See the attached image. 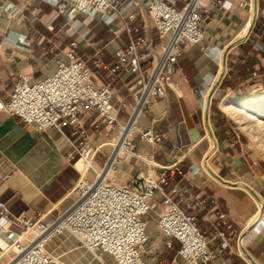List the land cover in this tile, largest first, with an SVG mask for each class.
I'll list each match as a JSON object with an SVG mask.
<instances>
[{
	"label": "crops",
	"instance_id": "obj_1",
	"mask_svg": "<svg viewBox=\"0 0 264 264\" xmlns=\"http://www.w3.org/2000/svg\"><path fill=\"white\" fill-rule=\"evenodd\" d=\"M128 1L118 0L119 6ZM132 1L137 2L140 9L130 4L123 17L127 19V14L132 13L133 19L126 20L127 24L139 30L131 32L130 36L142 35L145 23L148 46L158 54L166 37H157L145 14L143 0ZM179 5L176 1L175 6ZM210 8L211 19L201 26L203 40L192 53L185 51L177 57L165 97L150 101L137 118L139 127L151 128L164 138L151 145L134 133L130 140L135 153L159 165L176 162L178 169L185 172L184 176L176 172L167 174L164 189L177 187L174 200L182 210L195 215L197 226L214 249L221 242L219 237H213L212 228L218 213L226 215L235 233H243L258 213L259 205L244 185L253 189L264 202V161L251 153L243 136L216 104L232 93L264 90V0H225L221 7ZM56 11L42 0H0V100L8 99L19 73H26L31 81L47 76L54 68V58L62 56L72 40L76 41L77 54L92 68L94 82L111 87L114 103L131 99L127 88L135 74L118 72L111 76L103 65L94 68L90 60L98 52L103 64L112 62L115 51L129 41L124 25L116 20L106 26L96 18L87 20L78 14L73 26L79 22L82 25L70 34L71 20L65 12L54 18ZM252 11V22L243 30L247 20L251 21ZM84 29L88 32L83 36ZM223 57V73L210 95L206 118V98L221 70ZM147 68L148 64L142 62V69ZM124 118L125 113H120L121 121ZM84 128L94 145H103L115 138L106 125L95 131L84 120ZM79 141L68 126L62 129V134L53 128L38 131L23 124L18 117L0 111V156L5 161L3 170L9 172L7 179H0V203L10 215L32 219L41 215L42 220L48 222L72 204L71 189L81 173L74 164L77 154L72 145H78ZM69 155L73 158L69 159ZM96 160L93 165L99 169L101 161ZM205 163L228 183L213 177ZM190 165L197 167L198 172H189ZM146 166L135 157L119 163L115 182L125 183L130 176L143 173ZM86 176L91 178L93 172L87 170ZM155 201L158 207L146 216L149 220L146 246L153 254L148 263L185 264L177 256V240L172 239L170 247L163 244V237L154 224L160 207L158 194ZM219 230L224 232L230 249H225L215 259L216 263L224 259L229 264H254L247 253L256 264H264V230L256 236L248 233L240 237L230 234L223 225ZM7 240L6 234L0 235L1 244ZM236 248L243 255L238 254ZM47 249L60 255L64 264H93L94 257L66 234L52 238ZM0 261H5V255L0 256Z\"/></svg>",
	"mask_w": 264,
	"mask_h": 264
},
{
	"label": "built area",
	"instance_id": "obj_2",
	"mask_svg": "<svg viewBox=\"0 0 264 264\" xmlns=\"http://www.w3.org/2000/svg\"><path fill=\"white\" fill-rule=\"evenodd\" d=\"M42 1L56 8L54 18L65 12L71 20L70 34L82 25L79 22L73 26L78 14L87 20L96 18L106 26L116 20L124 25L129 41L115 51L112 62L103 64L98 52L90 60L94 68L103 65L111 76L118 72L133 73L135 79L127 88L131 99L114 103L111 87L94 82L92 68L75 50V40L69 42L62 56L54 58V68L47 76L31 81L29 75L19 73L8 99L0 100L1 112L18 117L23 124L38 131L53 128L62 134L64 127H70L71 133L80 138L78 145H72L77 154L74 164L80 159L93 162L102 147L108 146L110 151L103 155L105 159L99 169L87 168L93 172L91 178L84 172L80 173L71 189L74 195L72 204L48 222L42 220L41 215L34 219L12 216L0 203V235L6 234L8 239L3 245L0 243V256L13 251L0 264H64L60 255H54L47 249L52 238L64 234L74 237L100 264H149L153 254L146 246L149 241L146 216L158 207L155 201L157 194L160 207L154 224L163 237L164 246L170 247L172 239L177 240V256L185 264H218L215 259L225 249H230L219 226L223 225L233 235L241 236L242 233H235L226 215L218 213L212 228L213 237H219L221 242L214 249L210 248L204 232L196 224L195 215L182 210L174 200L177 187L173 186L168 191L164 189L168 182L167 174L176 172L184 176L185 172L178 169L176 162L159 165L135 153L130 137L137 133L140 140L151 145L164 138L151 128L139 127L137 118L150 101L165 97L177 57L185 51L192 53L201 43L204 36L201 26L211 19L210 7H221L225 0H143L145 14L157 37H166L158 54L148 46L145 23L142 24V35L130 36L131 32L139 29L127 24L133 19L132 13L127 14V19L123 15L130 4L140 9L135 1L129 0L121 6L118 0ZM176 1H179V6H175ZM87 32L88 29H84L83 36ZM142 62L148 64L146 71L142 69ZM122 112L125 113L124 121L120 119ZM84 120L95 131L101 125L108 126L114 132V140L94 145L84 128ZM131 157L145 162L146 170L130 176L123 184L109 182L118 164ZM72 158L69 155V159ZM4 162L0 156V179L3 180L9 176V172L3 170ZM188 171L197 173L198 168L190 165ZM262 210L264 208L259 206L258 213L246 228V234L256 236L264 230ZM236 250L243 255L241 250ZM220 264L229 263L223 259Z\"/></svg>",
	"mask_w": 264,
	"mask_h": 264
},
{
	"label": "bare ground",
	"instance_id": "obj_3",
	"mask_svg": "<svg viewBox=\"0 0 264 264\" xmlns=\"http://www.w3.org/2000/svg\"><path fill=\"white\" fill-rule=\"evenodd\" d=\"M253 19V11H252V16H251V21L247 20L245 25L243 26V30L248 26V24L252 22ZM249 24V26H250ZM249 28V27H248ZM247 30L245 33L241 36L243 37L246 34ZM223 63L221 62V70L219 74L216 77L215 82L213 83L212 87H215L222 75V69H223ZM212 87L209 91V95L206 98V106L208 103V98L211 95ZM261 92V91H260ZM220 108L231 118H233L235 121H238L242 128L245 129V131L248 133V135L251 137L255 145L258 147V149L262 150L261 145L262 141H260L259 134L255 129L254 126L260 122L259 114L262 115L264 114V92L262 93H250L249 95L241 97H234L227 95L225 96L221 102H220ZM205 106V108H206ZM254 111V112H250ZM249 125H247V124ZM251 127V128H250ZM259 129V128H258ZM210 134V132H209ZM211 138V136H210ZM261 142V143H260ZM212 143V140H211ZM212 146V145H211ZM76 166L78 170L84 172L83 174L86 175L87 168L90 166H93V162H89L88 160L85 159H80L77 163ZM111 173V172H110ZM259 205V204H258ZM3 244V243H2ZM13 254V251L9 250L7 251L5 255V260L7 257L11 256ZM1 262V261H0Z\"/></svg>",
	"mask_w": 264,
	"mask_h": 264
},
{
	"label": "rangeland",
	"instance_id": "obj_4",
	"mask_svg": "<svg viewBox=\"0 0 264 264\" xmlns=\"http://www.w3.org/2000/svg\"><path fill=\"white\" fill-rule=\"evenodd\" d=\"M240 35H242L241 34V32H240ZM261 91V92H260ZM262 92H264V90H259V91H253V92H249V93H241V94H236V93H232V94H230V96H234V97H243V96H246V95H249L250 93H262ZM227 96V95H226ZM225 97V96H224ZM223 97V98H224ZM222 98V99H223ZM221 99V100H222ZM220 102L221 101H216V104L218 105V104H220ZM219 107H220V105H219ZM221 109V108H220ZM222 110V109H221ZM223 111V110H222ZM224 112V111H223ZM251 113L252 112H254V111H250ZM227 115V114H226ZM227 117L229 118V120L230 121H232L233 122V124L235 125V127L238 129V131H239V133L243 136V138L245 139V141L247 142V144H248V147H249V149H250V151H251V153L257 158V159H259V160H262V161H264V146H262V150H260V149H258V147L255 145V143L253 142V140L251 139V137L248 135V133L245 131V129L244 128H242V126L240 125V123L238 122V121H235L233 118H231L229 115H227ZM259 119H260V122L259 123H257L255 126H254V128L255 129H253V130H256L257 132H258V136H259V138H260V141H262V143H261V145H264V114H262V115H260L259 114V117H258ZM245 124H247V123H245ZM247 125H249V124H247ZM251 128V127H250ZM259 128V129H258ZM102 151H103V154H101L102 153ZM110 151V147H108V146H106V148L105 149H100V152L94 157V159L96 158L97 160H96V162L97 163H100V161H101V165L103 164V162H104V156L103 155H106L108 152ZM93 159V160H94ZM75 160H77V157H75ZM100 160V161H99ZM81 172V174H82V171H80ZM115 173H116V171H115ZM115 173L112 175V177L109 179V182H115V179H114V175H115ZM86 176V175H85ZM50 245H51V243H50ZM50 252V251H49ZM51 253V252H50ZM52 254H54V255H58L57 253H52ZM92 263L93 264H99V262H98V260L97 259H94V258H92Z\"/></svg>",
	"mask_w": 264,
	"mask_h": 264
},
{
	"label": "water",
	"instance_id": "obj_5",
	"mask_svg": "<svg viewBox=\"0 0 264 264\" xmlns=\"http://www.w3.org/2000/svg\"><path fill=\"white\" fill-rule=\"evenodd\" d=\"M253 1H255V0H253ZM253 16H254V13H253ZM222 62H223V66H224V62H225V57H223V60H222ZM222 72H223V69H222ZM219 82V81H218ZM216 87V86H215ZM215 87H212V91H211V93L213 92V90L215 89ZM209 101H210V97L208 98V103H207V106H206V118H207V110H208V106H209ZM209 132H210V130H209ZM211 133V132H210ZM205 166H206V168H207V170H208V172L213 176V177H215L216 179H218L220 182H222V183H228V182H226V181H224L223 179H221L216 173H214L207 165H206V163H205ZM245 187H246V189L253 195V197L256 199V201H257V203L259 204V206H260V208L262 209V208H264V202H262L260 199H259V197L257 196V194L255 193V191L253 190V189H251L250 187H248V186H246V185H244ZM246 232H247V230H245V231H243V233H242V236L244 235V234H246ZM240 247H241V249L244 251V249H243V247H242V245L240 244ZM246 254V256L248 257V259L252 262V263H254V264H256L252 259H251V257L247 254V253H245Z\"/></svg>",
	"mask_w": 264,
	"mask_h": 264
}]
</instances>
